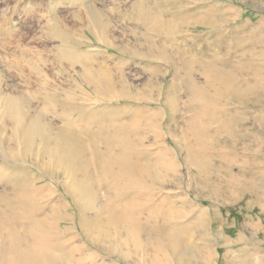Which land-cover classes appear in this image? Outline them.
<instances>
[{
	"label": "rangeland",
	"instance_id": "obj_1",
	"mask_svg": "<svg viewBox=\"0 0 264 264\" xmlns=\"http://www.w3.org/2000/svg\"><path fill=\"white\" fill-rule=\"evenodd\" d=\"M10 95L75 148L135 124L148 169L149 207L106 241L36 161L18 162L24 183L53 184L34 216L62 222L54 264H264V0H0V119Z\"/></svg>",
	"mask_w": 264,
	"mask_h": 264
},
{
	"label": "bare ground",
	"instance_id": "obj_2",
	"mask_svg": "<svg viewBox=\"0 0 264 264\" xmlns=\"http://www.w3.org/2000/svg\"><path fill=\"white\" fill-rule=\"evenodd\" d=\"M84 82L91 87L92 94L112 97L110 88H102L96 81ZM24 102V95L6 97L0 119L3 129L9 128L11 132L5 140L0 139V156L12 162L11 179L0 182L3 187L0 189V264H54L45 244L49 239L60 238L53 234V230L62 231V222L46 223L45 219L34 216V209L38 208V196L44 190L53 191L48 186L55 180L64 190L62 196L74 201L80 217L83 213L92 215V222L104 240L112 239L113 233L119 238L122 231L128 232L129 228L137 226L140 212L149 207L140 204V200L145 199L146 203L150 200L143 180L148 169L140 165L132 144L135 124L110 122L112 126L101 128L94 135L89 134L88 143L81 139L78 141L80 146L75 148L71 136L65 137L56 131L49 134V125L37 121L40 115L38 119L35 115L29 117L27 110L31 105L25 109ZM27 156L50 176L52 183L39 186L41 178L37 177H31L27 183L21 180L18 162L25 161ZM161 163L167 167L165 162ZM101 191L108 197H102ZM74 229L81 238L78 228ZM78 237L75 234L72 238L78 240ZM88 240L99 247L96 238ZM119 255L126 259L123 249Z\"/></svg>",
	"mask_w": 264,
	"mask_h": 264
}]
</instances>
